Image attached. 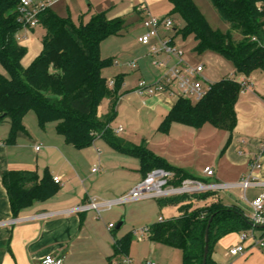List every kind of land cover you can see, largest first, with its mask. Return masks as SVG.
Returning <instances> with one entry per match:
<instances>
[{
	"label": "trees",
	"instance_id": "1",
	"mask_svg": "<svg viewBox=\"0 0 264 264\" xmlns=\"http://www.w3.org/2000/svg\"><path fill=\"white\" fill-rule=\"evenodd\" d=\"M170 2L171 15L184 22L181 29L176 25L175 33L184 39L193 36L199 54L216 52L246 77L256 71L264 72V0H210L220 19L229 25L226 33L213 30L193 0ZM20 14V0H0V65L6 72V76L0 74V124L10 125L7 144L13 145L18 134L26 132L23 120L34 111L42 126L55 122L57 133L76 149L91 147L101 139L114 150L137 157L144 178L161 168L175 174L176 184L186 179L198 180L147 147L133 146L112 128L118 117L124 78L117 76L115 87L108 86L102 72L112 62L102 58L101 45L127 27L125 20H110L100 13L87 22L81 18L76 24L70 16L60 17L47 9L38 17V27L44 31L42 50L31 65L24 67L22 60L28 49L16 39L23 27L18 22ZM241 92L237 81L226 78L214 83L199 102L178 99L158 131L168 134L173 124L196 129L211 125L228 134L225 152L238 125L236 105ZM104 100H108L109 107L100 115L98 108ZM2 181L14 217L34 202L56 193L57 184L48 171L41 179L36 172L4 171ZM193 199L207 202L194 209ZM158 204L161 208L181 205V216L157 222L150 227V234L154 241L181 250L183 264H202L205 231L211 218L207 264H212L213 243L230 233L253 228L243 209L225 206L213 193L160 199ZM130 243L131 234L117 244L124 252Z\"/></svg>",
	"mask_w": 264,
	"mask_h": 264
},
{
	"label": "crops",
	"instance_id": "2",
	"mask_svg": "<svg viewBox=\"0 0 264 264\" xmlns=\"http://www.w3.org/2000/svg\"><path fill=\"white\" fill-rule=\"evenodd\" d=\"M41 1L46 0L34 2L39 3ZM51 1L54 4L50 9L54 11V8L63 0ZM65 9L67 13L69 12L71 18L72 14L76 12L79 15V19L82 18L84 22L89 21L94 15L105 13L110 20L123 19L127 27L137 26L142 29V32L144 31L142 19L146 10H149L158 17H178L177 15H171L173 6L170 0H67ZM54 12L57 14L56 11ZM57 15L63 17L59 13ZM35 28H25L20 31L21 40L19 43L21 45L27 47V44L31 42V35L35 34L33 31ZM23 61L24 59L22 60V64ZM23 66L27 67L24 64ZM0 67L2 66L0 65ZM0 72L2 73V68H0ZM140 73L143 75L142 71ZM117 76H123L125 85L129 75L118 74ZM239 77L247 78L250 81L249 77L244 75H240ZM251 84L247 90L243 91L244 93L252 92L255 85ZM134 87L131 90H124L122 88L121 93L123 95L120 98L119 104L125 101L126 97H133L130 99L131 101L129 100L128 106L135 113L141 116V113L143 114L144 110H147L162 122L173 108L175 99L162 94L140 98L133 93ZM237 115L239 124L238 111ZM0 127H2L0 128L2 129V132H0V264H40L42 259L48 255L62 257L64 264H122L126 257L131 258L132 264H148L149 262H154L155 264H183V253L181 250L154 241L151 238V234L143 236L134 235L136 228L149 225L152 222L154 225L160 219L170 220L181 216L179 210L181 205H168L161 208L158 200L149 199L156 201V203L153 202L152 208H133L134 206H138L140 202L149 201L144 200L132 202L134 205L132 203L127 204L131 207H127L126 205L117 210L105 211L101 214V217L93 210L76 212L75 208L90 202L93 198L105 201L124 196V194L128 193L143 180L145 175L140 168L135 177L128 176V180L124 178L127 187L118 192L108 187L109 185L105 182V173H101L95 176V178L86 176V181L84 182L81 180L83 177L81 168L71 163L67 157V153L73 154L76 153V150L70 151L68 144L63 145L60 140H57V143H60V145H56L55 150L60 155L59 157L65 160L66 164L63 166V169L52 173V175L50 173L52 179L55 177L60 178V183L56 185V193L46 200L34 202L22 209L17 217H14L7 190L3 185L2 174L4 171H27L36 172L39 175L40 169L37 157L46 148L45 145L40 143L41 140L45 141V139L38 138L30 132H20L16 142L13 145H9L6 140L10 135V125L0 124ZM237 127L234 130L233 136L237 132L236 137L238 138H236L234 145L231 141L233 147L230 144L229 148L237 149L241 155L245 154L247 162L237 161L234 154L231 153L226 162L230 174L227 176L224 174L220 175L215 171V175L211 178H214V183L231 184L237 183L249 175H253L258 181L264 182V152L261 150L264 140L252 138L250 142H246L244 138H239L243 130ZM123 132L124 128L121 133ZM249 132H261L260 136L262 137L264 136V125L262 124L258 131L250 130ZM119 134L117 133L118 136ZM165 137L168 139L169 136L165 135ZM125 140L129 141L128 139ZM98 142L105 143L101 139H98L93 145ZM166 143L169 144V142ZM185 144V142L181 143L180 141L172 147V150L163 153L151 145V150H149L158 157L162 158L166 156L168 159H172L173 162L171 163L164 160L174 167L183 169L195 178L188 170L190 166L185 163L187 156L192 152L191 149H187ZM32 146H34V152L31 150ZM38 146H41V148L39 151H36ZM48 151L45 153L47 154ZM97 153L100 159L102 156L101 150L98 149ZM33 154L36 155V158L33 157ZM255 157L261 158L262 168L252 171L248 164ZM221 160L218 165H220ZM67 164L69 166L71 164L72 167L68 168ZM206 167L209 166L207 165ZM212 168L214 169L213 166ZM98 173L99 170L93 174ZM227 191H236L240 195L239 201L233 195L228 194L229 192ZM221 192H226V199H221L220 193L217 192L214 196L218 201L222 202L225 206H237L243 209L249 217L251 210L248 202L264 194V187L258 186L248 189L245 192L248 202L242 199L243 193L240 189ZM203 200L193 199L192 204L194 209L204 206L203 204L207 201ZM133 212H135L134 218L132 217ZM110 224H114L115 226L112 230H108ZM252 229L246 232L251 233ZM130 234L131 243L122 252L117 243ZM241 234L239 232L230 233L212 244L210 252L212 264H264V247L255 246L250 238L244 243L246 248L244 253L236 257L229 256V250L241 244ZM254 234L258 238H263L264 227L254 228Z\"/></svg>",
	"mask_w": 264,
	"mask_h": 264
},
{
	"label": "rangeland",
	"instance_id": "3",
	"mask_svg": "<svg viewBox=\"0 0 264 264\" xmlns=\"http://www.w3.org/2000/svg\"><path fill=\"white\" fill-rule=\"evenodd\" d=\"M193 1L198 6L201 13L205 16L213 30L223 33H226L229 30V25L220 19L210 0ZM66 5L67 0L61 1V3L54 8V11L63 17H68L69 12H66ZM170 18L174 22V28L176 27V21L177 28L181 29L183 27L184 22L180 17L173 18L170 16ZM72 19L76 24H79L81 21L76 12L72 14ZM174 28L170 31H162V34L167 38H174L176 45L184 49L186 58L190 62L196 65H204V75L209 82L216 83L226 78H240V75L237 73L231 62L213 51H206L199 54L195 51L196 44L193 36L184 39L181 35H179V33H174ZM33 31L35 34L30 37L31 42L27 44L28 53L23 61L25 66L31 65L35 61L42 48V37L44 36V31L38 27ZM142 33L141 28L137 26H129L118 35L106 39L101 45L102 58L108 62H112L108 68L103 70L102 74L104 78L109 82L112 79L114 80L118 74H128L129 76L127 77L126 83L123 87L124 90H131L140 79L146 80L149 84H155L161 79L165 72V68H158L155 66V59L151 55L149 47L139 43L138 38ZM131 62H135L136 66H130ZM0 68H2L3 75L6 76V72L3 67ZM140 71H142L143 75H141ZM2 73L0 72V74ZM249 79L255 87L252 89V92L244 93L242 91L243 93L240 94L237 105V111L239 114V124L237 128L243 130L241 135H239V138H244L246 142H250L252 138H260L264 140V136H260L261 132H249L250 130L258 131L260 126L262 124L264 125V72L256 71L249 76ZM132 98L133 97H126L125 101H122L119 104L117 108L118 117L113 123L112 128L113 130H117L120 127L124 128V132L120 133L119 137L128 139L131 143H133V146H144L151 150V145L163 153L165 151L172 150V147L178 144V142H185L187 149L192 150L191 154L187 156L185 163L190 166L188 170L195 176V178L199 179L201 183H214V178H207L204 175V169L207 165L209 167L213 166L216 173L218 172L220 175L224 174L227 176L230 174V170L226 166V162L231 153L234 154L237 161L247 162L245 154L241 155L237 149L234 150L232 148V144L234 145L236 143V138H238L236 137L238 134L237 132H235L231 140L232 147L227 149L225 152L223 151L228 140V134L212 127L211 125H205L200 129H196L182 124H173L168 134L161 133L158 132L161 120L159 121L158 118H155L154 115L147 110H144L143 114L141 113V116L135 113V111L128 106V102H130V99ZM108 107V100H104L98 108V113L100 115L104 114ZM23 125L26 132H30L38 138L45 139V141L41 140L40 143L45 145L46 148H44L37 157L40 177L43 178L46 171L52 175V173L63 169L66 162L59 157L60 155L56 153L55 148L56 145H60V143H57V140H60L63 145H67V143L63 137L58 135L56 131L57 124L55 122H50L45 126H42L36 113L34 111H30L26 114L23 120ZM0 132H2V129H0ZM165 135L169 136L168 139ZM149 142L150 144H148ZM166 142H169V144ZM68 149L70 151L76 150V153H67V157L71 163L81 168L83 173L81 180L85 182L86 176L95 178V176L105 173V182L109 185L108 187L113 188L112 190H115V192L125 189L127 184L125 183L124 178H127L128 180V176L135 177L136 173L141 168L140 160L137 157L124 155L102 142H98L95 145L84 149H76L72 145H68ZM98 149L102 152L100 159L97 153ZM31 150L34 152V146L31 147ZM46 151H48L47 154L45 153ZM33 157L36 158V155L33 154ZM221 157L223 158L222 160ZM162 158L168 163L173 162L172 159H168L166 156ZM220 160V165H218ZM71 167L72 166L70 164L68 168ZM94 168L99 170L98 174L92 173V169ZM227 192L239 201L240 195L236 191ZM218 193H220L219 196L221 199H226V192L220 191ZM213 195H216V193H213ZM153 202L156 203L155 200L140 202L138 203V206H134L133 208H152ZM126 205L127 204L115 206L112 210H117ZM128 206L130 205H127V207ZM134 213L135 212L132 213L133 218ZM151 225H153V222L149 225L136 228L135 231L150 228Z\"/></svg>",
	"mask_w": 264,
	"mask_h": 264
},
{
	"label": "built area",
	"instance_id": "4",
	"mask_svg": "<svg viewBox=\"0 0 264 264\" xmlns=\"http://www.w3.org/2000/svg\"><path fill=\"white\" fill-rule=\"evenodd\" d=\"M51 0L35 3L33 0H20L21 14L18 22L25 28H35L39 24V15L53 6ZM143 33L138 38L139 43L149 47L151 55L155 59V66L165 68V72L161 79L155 84H149L146 80L140 79L133 89V93L140 98L153 97L157 94L169 95L178 99L199 102L204 99L211 90L214 83L209 82L205 77L204 65L194 64L186 58L183 48L176 45L174 38H167L162 31H170L174 28V22L170 17H158L149 10L145 11L142 19ZM20 32L16 34L19 42ZM175 33V28H174ZM130 66L135 67L136 63L131 62ZM237 81L242 91L247 90L252 84L247 78L234 79ZM110 88L115 87V80L108 82ZM123 128L120 127L116 133H121ZM40 150V146L36 151ZM264 152V143L261 147ZM250 169L252 171L262 168V160L255 157L251 160ZM93 173L98 172L94 168ZM204 174L211 178L215 175L212 167H206ZM56 184L60 183V178H53ZM175 174L164 169H155L150 172L143 180H141L127 194L114 200H98L91 199L90 202L75 208L76 212L95 211L99 217L105 211L112 210L115 206L125 205L132 202L144 201L149 199H166L179 196H193L204 193H217L220 191L240 189L243 193L242 199L248 202L245 192L254 187H264V182L258 181L253 175L240 180L237 183L219 184V183H201L199 180L186 179L180 184L175 183ZM251 210L249 220L256 226H264V194L259 195L254 200L248 202ZM163 221V219H160ZM114 224H110L108 230L114 228ZM150 228H144L134 232L136 236L150 234ZM252 239L255 246L264 247V237L258 238L254 234V227L251 233L243 232L241 234V244L229 250V256L236 257L245 252V241ZM40 264H64L62 257L48 255L45 256ZM122 264H132L130 257H126ZM148 264H155L149 262ZM223 264V263H219Z\"/></svg>",
	"mask_w": 264,
	"mask_h": 264
},
{
	"label": "water",
	"instance_id": "5",
	"mask_svg": "<svg viewBox=\"0 0 264 264\" xmlns=\"http://www.w3.org/2000/svg\"><path fill=\"white\" fill-rule=\"evenodd\" d=\"M212 219H210V222L207 226V229L205 231V249H204V258H203V262L202 264H207V260H208V255H209V241H210V237H209V234H210V226H211V222H212ZM249 225L251 227H254V228H263L264 226H256L254 225L251 221H248Z\"/></svg>",
	"mask_w": 264,
	"mask_h": 264
}]
</instances>
